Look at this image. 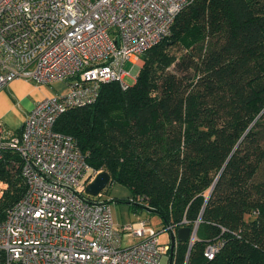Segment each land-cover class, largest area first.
Listing matches in <instances>:
<instances>
[{"label": "trees", "instance_id": "16d2710c", "mask_svg": "<svg viewBox=\"0 0 264 264\" xmlns=\"http://www.w3.org/2000/svg\"><path fill=\"white\" fill-rule=\"evenodd\" d=\"M140 59L131 86L102 85L55 130L109 175L107 187L127 189L113 201L173 228L166 245L197 226L186 264H264V0H194ZM21 164L2 151L0 221L25 192ZM103 191L85 196L109 204ZM217 241L209 261L205 246ZM187 251L176 243L168 264Z\"/></svg>", "mask_w": 264, "mask_h": 264}, {"label": "built area", "instance_id": "2783aa9c", "mask_svg": "<svg viewBox=\"0 0 264 264\" xmlns=\"http://www.w3.org/2000/svg\"><path fill=\"white\" fill-rule=\"evenodd\" d=\"M193 1L0 0V91L15 80L63 84L34 104L20 133H7L0 123V159L4 150L20 156L26 186L0 221V264H168L170 246L159 243L146 221L117 229L109 204L86 198L101 171L55 124L69 109L94 103L104 84L126 89L123 65L133 71ZM125 233L130 240L122 246ZM221 247L207 244L204 257L212 260Z\"/></svg>", "mask_w": 264, "mask_h": 264}, {"label": "crops", "instance_id": "0c3cea01", "mask_svg": "<svg viewBox=\"0 0 264 264\" xmlns=\"http://www.w3.org/2000/svg\"><path fill=\"white\" fill-rule=\"evenodd\" d=\"M62 89L63 84L61 83H56L51 86H42L32 81L21 80L10 83L0 91V123L3 124L5 131L7 133H15L21 130L34 104L44 98L59 93ZM123 189L126 190L125 188ZM128 197L126 196V198ZM111 217L114 227L117 229L120 228L121 224L116 225L118 221H114L112 212ZM133 242H137V239H134Z\"/></svg>", "mask_w": 264, "mask_h": 264}, {"label": "rangeland", "instance_id": "374dc122", "mask_svg": "<svg viewBox=\"0 0 264 264\" xmlns=\"http://www.w3.org/2000/svg\"><path fill=\"white\" fill-rule=\"evenodd\" d=\"M134 63H135L134 65H136L133 70L134 72L132 71V68H133L132 64L125 63L123 65V70L127 72V75L123 77L122 82L126 84L127 86H131L134 83L136 73L139 67L142 65V61L140 58ZM21 81H24V80H21ZM107 186L104 188V191L102 193V199H106L107 201H109L113 219L115 222L118 221L117 224L115 223L116 225H119V224L123 225L125 223H133L138 220L139 221L144 220L148 222V225L153 230L160 232V235L158 236V238H159V243L161 245H165L170 242L169 232L162 231L164 228L160 224L159 217H157L156 215H149L146 211H138V210L134 211L130 209L128 205L123 202L113 201L114 198L124 199L126 198V196H129V193L128 191H126L127 189L124 190L123 187L119 185H112L111 187H107ZM129 240H130V235L128 233L123 234L122 235V246L128 245ZM131 243H133V240L131 241Z\"/></svg>", "mask_w": 264, "mask_h": 264}, {"label": "water", "instance_id": "95a60500", "mask_svg": "<svg viewBox=\"0 0 264 264\" xmlns=\"http://www.w3.org/2000/svg\"><path fill=\"white\" fill-rule=\"evenodd\" d=\"M110 177L106 172H99L95 178L87 185L85 192L87 195L96 197L109 184ZM194 229L190 230L187 227L177 230L175 236L171 238V247L173 249L176 243H184L188 241V246L194 236ZM191 248L188 247V255ZM187 258V256H186ZM188 259V258H187ZM186 260V259H185Z\"/></svg>", "mask_w": 264, "mask_h": 264}, {"label": "bare ground", "instance_id": "6f19581e", "mask_svg": "<svg viewBox=\"0 0 264 264\" xmlns=\"http://www.w3.org/2000/svg\"><path fill=\"white\" fill-rule=\"evenodd\" d=\"M193 229H194V228H193ZM196 230H197V227H196V229H194V232H195V233H194V236H193L194 238H195V236H196ZM192 244H193V243H192ZM190 248H191V247H190Z\"/></svg>", "mask_w": 264, "mask_h": 264}]
</instances>
